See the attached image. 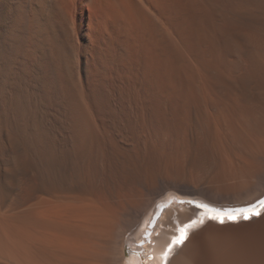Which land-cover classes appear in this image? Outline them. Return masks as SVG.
I'll return each mask as SVG.
<instances>
[{
  "label": "bare ground",
  "instance_id": "1",
  "mask_svg": "<svg viewBox=\"0 0 264 264\" xmlns=\"http://www.w3.org/2000/svg\"><path fill=\"white\" fill-rule=\"evenodd\" d=\"M263 193L264 0H0V264H164L159 201ZM206 220L168 264H264Z\"/></svg>",
  "mask_w": 264,
  "mask_h": 264
},
{
  "label": "snow or ice",
  "instance_id": "2",
  "mask_svg": "<svg viewBox=\"0 0 264 264\" xmlns=\"http://www.w3.org/2000/svg\"><path fill=\"white\" fill-rule=\"evenodd\" d=\"M258 203L260 205H264V200H261ZM198 206L201 207V208H207L208 207L207 205H198ZM250 207L252 209H255V206L254 205L253 206H250ZM241 211H243L245 213L244 216H243V218L246 219V220L247 219H251L252 216H259L260 215V212L259 211H255V210H253V211L241 210ZM224 215H226L227 218L229 220H232V221H235V220H237L239 218V215L238 214L234 215L231 212H228V213H219L218 212L215 216H212L210 218H212V219H219V221L221 223H223L224 222V220H223V216ZM197 219L199 220V223H201V224L204 222L202 219H199V218H197ZM196 223H197V220H193L191 222V225H185L184 228H181L179 230L180 231V236L178 238L177 237H174L173 238V243L174 244H177V245L182 244L183 241H184V239H186V236H187V232L185 231V229L190 228V227L196 225ZM146 236L148 237V239H150V234H146ZM171 247H172V245L170 244L169 245V249H171ZM167 255H168V253L166 251L164 253L165 258H167Z\"/></svg>",
  "mask_w": 264,
  "mask_h": 264
},
{
  "label": "rangeland",
  "instance_id": "3",
  "mask_svg": "<svg viewBox=\"0 0 264 264\" xmlns=\"http://www.w3.org/2000/svg\"><path fill=\"white\" fill-rule=\"evenodd\" d=\"M163 224H165V225L169 224V226H171V223H169V222H166V223H163ZM165 228H167V226ZM149 250H151V247H148V249H146V251H149Z\"/></svg>",
  "mask_w": 264,
  "mask_h": 264
}]
</instances>
